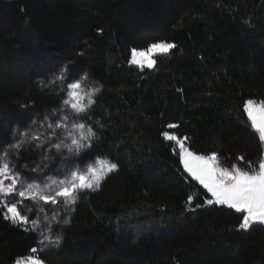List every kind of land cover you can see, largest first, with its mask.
Returning a JSON list of instances; mask_svg holds the SVG:
<instances>
[{
    "label": "trees",
    "instance_id": "trees-1",
    "mask_svg": "<svg viewBox=\"0 0 264 264\" xmlns=\"http://www.w3.org/2000/svg\"><path fill=\"white\" fill-rule=\"evenodd\" d=\"M158 42L176 47L155 53L151 69L128 63L132 49ZM65 66L67 81L55 79ZM85 74L101 88L87 121L100 139L81 160L119 168L81 196L46 264H264L263 224L238 230L240 214L226 207L185 211L203 190L185 182L178 145L162 135L216 151L224 166L264 150L243 110L264 100V0H0V146L59 108L66 82ZM10 159L31 173L41 153L26 145ZM59 167V157L48 165ZM126 210L130 226L118 231ZM37 239L0 215V264Z\"/></svg>",
    "mask_w": 264,
    "mask_h": 264
},
{
    "label": "snow or ice",
    "instance_id": "snow-or-ice-1",
    "mask_svg": "<svg viewBox=\"0 0 264 264\" xmlns=\"http://www.w3.org/2000/svg\"><path fill=\"white\" fill-rule=\"evenodd\" d=\"M175 47L174 43L159 42L147 49H132L128 63L136 65L140 71L145 67L151 69L154 60L137 57L150 56L157 49L166 54ZM53 76L67 81V67ZM86 78L87 74L83 79ZM83 79L66 82L59 108L46 111L42 118L33 119L22 129L17 128L13 132L14 142L0 146V215L38 238L29 254L18 257L15 264H46L43 254L61 244L62 237L57 234L59 226L70 222V213L76 210L81 196L99 190L109 174L118 171V163L108 158L97 157L87 164L81 160L100 139L97 128L87 121L91 119L95 96L101 88L96 86L85 91ZM38 83L43 91L45 82L40 80ZM243 110L251 129L258 134L259 143L264 146V100L248 99ZM95 123L99 129L104 128L100 121ZM168 127L178 125L169 124ZM162 135L179 146V161L187 174L185 182L194 181L203 190L202 193L194 190L187 195L186 212L220 206L240 214L238 230L248 231L257 223L264 224V150L255 160L240 155L236 163L224 166L218 152L197 153L186 145L187 137L181 139L167 131ZM26 145L41 153V162L31 169V173L18 170L10 159L12 152L18 157ZM57 157L60 167L53 172L48 165ZM201 196L202 202H195ZM135 212L148 214L147 210L136 209ZM129 220L127 210L117 215V230L129 227Z\"/></svg>",
    "mask_w": 264,
    "mask_h": 264
},
{
    "label": "rangeland",
    "instance_id": "rangeland-1",
    "mask_svg": "<svg viewBox=\"0 0 264 264\" xmlns=\"http://www.w3.org/2000/svg\"><path fill=\"white\" fill-rule=\"evenodd\" d=\"M159 43V42H158ZM150 46V45H149ZM148 46V47H149ZM147 47V48H148ZM147 48H145V49H147ZM138 50H143V49H138ZM161 52V50H159V49H157V50H155V52L152 54V55H150V56H143V57H137V59H140V60H145V61H151V60H153V56H154V54L155 53H160ZM131 54H132V51H131ZM130 59H131V55H130ZM84 78V76L83 77H81V79H83ZM72 81V80H71ZM71 81H69V82H71ZM82 88L85 90V91H87V90H90L91 88H93V86H92V84H91V82L88 80V78H86V79H83V83H82ZM35 127V126H34ZM40 131H43L42 129H40ZM13 142H14V140H13ZM12 142V143H13ZM178 150H179V146H178ZM101 159H104V158H101ZM41 161V160H40ZM95 161V160H94ZM94 161H92V162H94ZM55 171V170H54ZM53 171V172H54ZM27 204H28V206L29 207H32V205L30 204V202H26ZM33 210H35V209H33ZM264 225V224H263ZM15 264V263H14Z\"/></svg>",
    "mask_w": 264,
    "mask_h": 264
}]
</instances>
